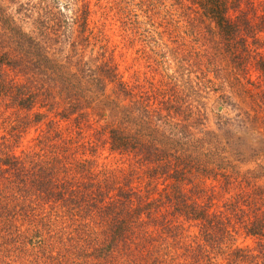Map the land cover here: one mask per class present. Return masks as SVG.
Masks as SVG:
<instances>
[{"label": "trees", "instance_id": "1", "mask_svg": "<svg viewBox=\"0 0 264 264\" xmlns=\"http://www.w3.org/2000/svg\"><path fill=\"white\" fill-rule=\"evenodd\" d=\"M65 1L0 0V264H264V0L128 3L177 43L150 88Z\"/></svg>", "mask_w": 264, "mask_h": 264}, {"label": "rangeland", "instance_id": "2", "mask_svg": "<svg viewBox=\"0 0 264 264\" xmlns=\"http://www.w3.org/2000/svg\"><path fill=\"white\" fill-rule=\"evenodd\" d=\"M2 1L8 5L9 9L12 11H15L17 8L16 4H9L7 0ZM58 1L61 4L66 2L65 0ZM84 1L89 3L91 9L90 27L92 28L93 36L91 43L85 48V54H87L85 58H88L89 55L95 56L97 51H101V46L105 45L109 48L108 52L113 53L115 61L118 63L119 69L126 79L131 82H135V80L138 79L142 84L145 83L149 86V88L151 80L157 81L168 74L175 75L174 70L176 65L169 55L168 46H176L177 43L174 44L169 42L168 34L166 33L155 36L156 33L161 30H153V27L147 25V23L141 22V24H139L140 29H138L137 33L132 30L133 27H135L131 23L135 20L134 13L139 14L138 19L140 21L144 20L140 10L135 11L132 10L131 7H128V3H135L138 0ZM22 2L26 3L25 7L28 9L30 5H32L31 2L34 3L35 0H22ZM26 12L29 11L27 10ZM16 16L22 18L25 29L29 30L32 27L31 17L26 18L20 13H16ZM144 29L147 31L144 32ZM141 32L144 33L139 37L138 33ZM81 34L84 33L78 31L71 33L72 37H80ZM186 42L191 46L192 39L186 37ZM250 73L252 78L257 77V73L254 71H251ZM187 100L189 103H192L193 96L190 95ZM234 113L235 111L230 109L229 105L223 107L221 104L213 103V97L206 104V116L208 117L207 124L211 127L215 126V122H217L221 116L234 117ZM102 156H108L107 152L104 151ZM111 157H106V159L102 158L100 161L113 164L116 162V158L114 159ZM262 162L264 163V159ZM116 164L117 163H114V165ZM248 165L250 166L252 164H243L242 166L247 167ZM253 242L254 241L251 237H246L241 233L237 236L236 240L237 244L243 246H253Z\"/></svg>", "mask_w": 264, "mask_h": 264}]
</instances>
